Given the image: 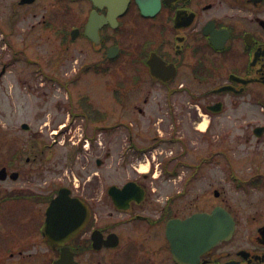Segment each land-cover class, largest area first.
Wrapping results in <instances>:
<instances>
[{
	"label": "flooded vegetation",
	"instance_id": "1",
	"mask_svg": "<svg viewBox=\"0 0 264 264\" xmlns=\"http://www.w3.org/2000/svg\"><path fill=\"white\" fill-rule=\"evenodd\" d=\"M39 31L73 72L41 150L6 84L38 65ZM0 64V264H264V0H0ZM87 76L114 83L110 124L70 89ZM80 121L97 166L114 158L108 185L89 137L59 167ZM216 210L231 233L205 248L215 228L186 221Z\"/></svg>",
	"mask_w": 264,
	"mask_h": 264
},
{
	"label": "rangeland",
	"instance_id": "2",
	"mask_svg": "<svg viewBox=\"0 0 264 264\" xmlns=\"http://www.w3.org/2000/svg\"><path fill=\"white\" fill-rule=\"evenodd\" d=\"M33 50L36 51L38 57V65H30V63H26L25 60L19 61L15 63L11 70L9 71L6 77V84L8 85V89L13 91V95L16 94L17 99V107L21 110L22 120L28 119V115L30 113L36 112L38 114L37 119V129L41 131L38 135V139L36 140L39 146V149H46L45 145L52 144V130L59 131V127H54L50 130L49 122L50 117H53L55 124H65L67 123L65 119V106L66 103V87L63 84L69 76L72 75L73 72L68 69V62L65 59V53L58 46V41L50 40L39 31V43L37 48L29 49L28 51L33 53ZM79 64L75 65V68L78 69ZM39 70L37 73L35 69ZM2 68V64H0V70ZM53 75V76H50ZM50 76V78H49ZM60 82L58 81V79ZM67 81V80H66ZM113 81L108 78H99V81L96 79L93 80L92 77L87 76L82 81L77 83H71L70 89L75 91V94L81 95H89L90 103L98 110L103 113L105 112L108 124H110L112 120V110L113 101L111 98ZM7 98H1L0 101H4ZM61 103L62 107H59ZM1 105V103H0ZM80 126L76 127V137L74 141L77 144H72L69 142L67 138L62 137V143L57 144L54 147L55 157L60 164H62L63 154L68 152L69 155L72 156L74 151H78L79 145L82 143L80 139L83 137L88 138L92 134V128H88L82 121H80ZM78 122V123H80ZM77 123V124H78ZM257 123L264 124V116L262 120H258ZM76 124V125H77ZM75 131V128H74ZM98 131L94 132L95 138L100 137V140L107 143V148H102L101 152L106 149L111 151V143H110V134L101 133L99 135ZM97 135V136H96ZM105 139V140H104ZM65 140V143L63 141ZM89 143H86V148L88 149L86 153L88 154L90 163L86 160L87 170H92L95 172H99L101 178L103 180V184L108 185L111 182V179L114 176V168H112V164L114 162V158H109L106 160L105 164L102 167L97 166L96 164V152L94 150V143L91 138H88ZM55 144V142H54ZM85 149V148H84ZM3 153V149L0 148V155ZM91 153L95 154L94 156ZM114 154V153H113ZM47 156V154H46ZM84 154L81 153L79 158L71 160L70 169L78 172L82 169V163L84 161ZM101 158L105 160L104 155H101ZM72 159V158H71ZM148 168L146 167H143ZM236 196V194H231Z\"/></svg>",
	"mask_w": 264,
	"mask_h": 264
},
{
	"label": "water",
	"instance_id": "3",
	"mask_svg": "<svg viewBox=\"0 0 264 264\" xmlns=\"http://www.w3.org/2000/svg\"><path fill=\"white\" fill-rule=\"evenodd\" d=\"M63 194H61L60 198L56 199L50 208V211H54L56 208H58L59 206H61L62 202H63ZM218 219H219V212L218 210L214 211L212 215H197L194 216L193 218L187 220L186 222L188 223V225H192V223L196 224H201V225H206L208 226V228H215V230L213 231V236H209L208 239H206L205 241V248H210L212 246H214L216 243H218L222 238H224V236L226 234H230L231 231H221L218 229V227L220 225H218ZM173 227V224L171 225V228ZM170 229V228H169ZM170 235H173V233L171 231H168ZM191 232V231H190ZM210 230L207 232H204V234L207 236V234H210ZM198 241L194 240L193 244L194 246L192 247L193 250H196V245H198Z\"/></svg>",
	"mask_w": 264,
	"mask_h": 264
},
{
	"label": "trees",
	"instance_id": "4",
	"mask_svg": "<svg viewBox=\"0 0 264 264\" xmlns=\"http://www.w3.org/2000/svg\"><path fill=\"white\" fill-rule=\"evenodd\" d=\"M87 111L94 112L95 116H98V119H105L106 114L96 109L90 102L89 98L85 100Z\"/></svg>",
	"mask_w": 264,
	"mask_h": 264
}]
</instances>
